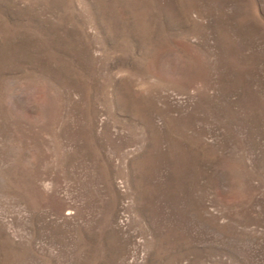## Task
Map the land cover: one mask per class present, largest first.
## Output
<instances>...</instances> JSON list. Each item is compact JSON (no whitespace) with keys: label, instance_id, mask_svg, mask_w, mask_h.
Masks as SVG:
<instances>
[{"label":"rangeland","instance_id":"obj_1","mask_svg":"<svg viewBox=\"0 0 264 264\" xmlns=\"http://www.w3.org/2000/svg\"><path fill=\"white\" fill-rule=\"evenodd\" d=\"M0 264H264V0H0Z\"/></svg>","mask_w":264,"mask_h":264}]
</instances>
